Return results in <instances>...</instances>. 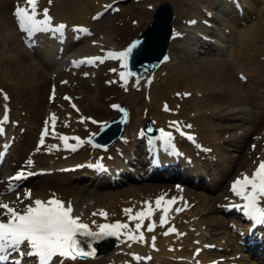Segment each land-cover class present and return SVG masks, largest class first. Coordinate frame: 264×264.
I'll use <instances>...</instances> for the list:
<instances>
[{
  "label": "bare ground",
  "instance_id": "6f19581e",
  "mask_svg": "<svg viewBox=\"0 0 264 264\" xmlns=\"http://www.w3.org/2000/svg\"><path fill=\"white\" fill-rule=\"evenodd\" d=\"M52 1H54L53 4H52ZM108 1L109 0H51V2H49V0H37V16L40 19H42L43 10L47 8L48 14H50V16L52 17V22H56L60 20V21L65 22L67 25L69 24H88L89 19H87L86 14H88L89 16L93 15L95 10H98L102 7L103 2H108ZM207 1L206 3L213 4V1L211 0H207ZM226 1L229 2V4H227L228 6L226 7V9L228 11L227 13L230 15V16H227L226 20L228 23L232 25V30L235 33V37L237 41L242 43L239 54L242 55V58H246L248 60L257 54V44H256L257 35L261 32V30H264V0H263V4L261 5V8H258L255 11L256 13L255 20L251 22V25H249L248 28H244V30H242L239 26H237V21H239V15L237 13V10H233L231 6L232 5L231 0H226ZM13 2H16V1L0 0V33H2V35L4 34L8 35L11 43L15 44L13 48L14 50H16L15 52L16 54L11 55L10 57H7L5 55L0 57V82H1L0 86L9 87V89H11L10 94H12V98L10 99L9 104H7L5 100H0V112L6 109L7 107H9L10 104L12 108L26 107L25 110L29 113V117L20 118L19 116L20 114L19 115L15 114L14 118L16 119H14V121L18 123L17 122V119H18L21 124H17V125L22 126L24 124V121L27 119L28 121L26 124V129H27L26 133H29L30 131L29 129H33L31 131V135L33 136V132H35L36 125H39L41 122L38 119L37 114L42 113L48 108V110L54 112L59 128H62V130H66L68 132H73V133L85 136L86 132L88 131L87 128L92 127V126L88 125L86 121L85 122L81 121L79 117L80 116L85 117L87 114H91V111L101 113V111L105 110L103 105H101L100 107L98 106V102L100 101V94L99 93H97L96 95L91 94L92 91L99 92L101 90L105 91L108 89V86L106 85L107 82L101 80L103 71L102 73L98 75V77L100 78L97 81L91 82L93 80H90V82H88V81L80 80L79 88H83L85 93L83 95V98H81L80 100L75 99V103L79 105L81 108L79 109V111L74 110V108L69 104V102L67 104L65 103V101H61V104L59 105V107H54V104L57 101L55 99L53 100L52 104H49L48 102L46 103L47 98L46 100H44V102H41L39 100L40 102V105H39L38 100H36L33 96V91L36 87L39 86L38 79L45 77V75L43 74L44 71L40 69L38 66H36V64H33L28 61L31 56L26 49L27 47H25L22 44V41L20 40L22 33H20L17 29H15L16 18H14L13 15L11 14V9L12 7H14ZM241 2L245 3L244 0H241ZM21 5H20L21 7L26 6V0H21ZM120 27L123 28L122 24H120ZM66 31H68V29ZM40 36H42L41 33L40 35H37L34 37L36 38L35 40H40L41 39ZM41 41H45V40L41 39ZM49 42H50V39H47L44 43L46 44ZM51 42L53 43V41ZM51 42H50V45H52ZM48 52L52 53V50H49ZM62 60L63 59L61 58L54 63L60 64V65L66 64ZM170 60L167 63L162 64V66L168 65L170 63ZM191 68L189 64H186L182 68H179L178 71L173 70L172 72H170L168 74V77L165 79L167 87L165 86V84L163 86H160L159 82L155 80L150 85V88H149L150 101L146 102L145 104L146 106H149V110L147 114L145 115L142 114L144 113L142 111V108L140 109V113L138 112L137 109H135L132 113L129 125L132 123V125L137 128L138 126L141 125L143 117H147V118L153 117L157 120V123L167 124L169 123V119L171 117L177 118L176 117L177 115L180 118L179 120L180 123L193 124L194 129L197 132L198 136L200 135L203 139H207L208 137H214V139H211V140L216 141L215 138L218 136L217 133L219 132L221 128L215 127L217 123H215L213 119H216L217 117H219L220 121L223 120L225 116L223 115V113L220 114V112H223L225 109H227L230 106V104L225 106L224 104L222 105V103L219 104L218 102L220 99H222V97H226L230 93H232L233 96L236 97L240 83L236 84V86L232 83H227V84L225 83L228 81V77L224 73L228 71L227 65L225 64H219L211 68L205 66L202 68L201 75L199 72L195 74ZM53 69L56 71L58 68L53 67ZM97 71L98 69L97 70L95 69L94 71H91V72L96 73ZM63 74L64 73L59 71L58 77L60 76L59 78H62L64 76ZM1 76L5 77V79L1 78ZM175 76H177V78L181 76H185L186 78H189V80L192 83H195V86H198V90L206 91L205 95L209 96L211 100H214V101L217 100L216 104L210 101L206 102V100H204L203 102V100L201 99L191 98V99L182 100L183 107L180 110H178L177 114H169L167 112H164V111L161 112L159 110L157 111V109L154 108L152 105L150 106V104L153 103V99L151 100V91H152L153 96L155 95V91H157V93L159 94H164V92H167V95H165V97L170 99V102L172 104V109L173 110L177 109L174 106L177 100L175 99L174 95L171 96L170 94L178 90L173 89L171 93L168 92L170 88L168 85L170 82H173L171 78ZM194 76L198 78H193ZM199 79H201V81H198ZM201 82H203L204 84H201ZM206 84L208 85L207 87H206ZM49 86H50V82L48 84V90H49ZM67 86L68 84H65L64 86L60 85L58 88L67 87ZM19 92H24L28 96L25 105L23 104L22 106H20L19 103L18 104L14 103L15 101L14 94L17 95ZM29 92H32V94L30 95ZM124 98H125L124 100H126L129 107L132 109L133 100L127 99L126 96H124ZM202 99H206V98H202ZM186 100H191V101L185 103ZM1 101L3 103V106H1ZM35 107H37L38 109H36ZM50 107H52L53 109H50ZM216 108H219V111H216L215 110ZM111 113L113 114V112ZM5 114L6 112H3L0 115V117L4 116L6 120L8 119V116H6ZM100 119H105V118L103 117ZM257 119H259V117ZM63 121H66L68 124H65ZM21 138L22 137H20V139ZM30 140H31L30 138H26L24 139L23 143H26V145L30 143L32 144V148H34V144L36 143V141L34 140L31 143ZM180 144H181L182 149L188 152H193L194 149L191 147V145L185 142H181ZM62 150L63 148H61L60 146H56L50 149V151H46V150L44 151V147H41L39 151L36 152L38 153V155L35 153L37 163L39 161L38 159L39 157L42 159L41 165H43V167H46V168H53V172L51 175H48L41 179L36 180L35 184L34 182L32 183L33 184L32 185V188H33L32 195L33 196H39L42 194H44V196H47L49 195L47 193V190L54 189L56 190L57 193H51V195L61 196V197L65 195V198H67L66 194H69V193H66V191L64 190V188H66V186L64 185L66 182L64 181L63 177H65L66 175L70 176L72 172H77L79 169L71 171V174H67L68 172L62 173V171H59V170L56 171V168H61L64 166H71V165L76 164L78 161H84L83 159L86 156H88L89 158V155H90L89 150L91 149L88 146L87 147L84 146L81 149H78L77 151L68 150L71 153H69L66 159L62 158V155H63ZM212 150L215 153H217V150L219 151V148L218 147L214 148L212 146ZM43 151L45 153H43ZM68 151H64V153L68 154ZM21 153L22 152H19L20 155ZM204 154L205 153L200 152L199 154H195L196 156H190V157H199ZM187 155H191V154L187 153ZM217 155H219V152L217 153ZM230 161L231 160H229V158H224V159L222 158V160H220L219 165H220V170L222 172L223 170H225L226 166L230 163ZM194 164H196L195 161H194ZM123 167H126V166L123 165ZM184 171H186V169ZM199 171H200V176H199L200 178L202 177V170L199 169ZM189 172L193 173L195 172V170L189 169ZM72 175H75V177L81 176L80 174H76V173H73ZM218 177H219L218 174H215V178H218ZM215 178L213 179V182H215L216 180ZM202 180L203 178L197 179V184H199L201 188H205V186L204 185L202 186L201 184ZM156 186L157 184L155 185L154 183H150V182L149 183L142 182L141 184H138V185L133 183V184H129L123 190L107 192V194L105 195L103 194L104 197L102 196L101 198H99L97 196L95 201L102 202L100 205L97 206L99 207L98 212L101 209L105 210L108 213L107 216L111 222H114L117 219L121 221L124 219H127L125 221H127V223H130L132 220H128V215L132 213L135 214L136 211H139L142 208H147V206H149L152 209L151 218L146 216L143 221L147 219L155 220L157 223L155 228H160L159 226L161 225L159 221L160 216L156 210L158 206L155 204V199L151 197H149V199H143L144 195H145L144 197L147 198L148 196L147 194H150V193L155 194ZM215 189H216L215 191H211V192L209 191L208 194L199 192L200 194L203 195L202 197H199V200H198L199 209L196 208L194 205L190 209V211H186V212L178 211L177 212L176 208L179 207V204L176 203L173 207H171V209H174L173 212H170L169 214L165 215V221H169L172 218L173 220L174 219L176 220L179 227L182 228L183 232H185L183 236H180V234H175L167 238L158 237V239L154 243H151V244L148 241V236H146V240L144 242H139L138 244L133 245L134 249L139 250V251L146 250V249L148 250L150 245L151 247L156 245L157 248L155 249L154 253H155V256L157 255V257L161 259V262H162L161 264H192L191 261H189L188 259L190 258V255H191L190 254L191 252H189L190 244L193 238H201L203 235V232H201L202 231L201 230L198 232L193 231L195 232L193 233L188 229L185 231V228L190 226V224H187V219L188 218L191 219V216H194L197 213H199L197 211H200V210L202 211L206 209L208 206L211 207L212 209L211 202L214 201L215 195L217 194L218 190H222L221 188L220 189L215 188ZM42 192H45V193H42ZM119 193H120V196L124 195L122 199H119ZM23 196H24V192H23V195L21 192V196L19 197V199ZM33 196H30V198H32ZM28 197L29 196L27 197L25 196V199H28ZM103 198H105L104 201H103ZM8 200L13 201V202L18 201V199L13 198L12 196L8 197ZM144 201H148L149 204L145 205L143 203ZM119 204H121V206ZM122 206H125L126 208H131L132 213L130 214L125 213L121 209ZM73 210H74L73 211L74 213L78 214L81 220L85 221L87 220L88 217L91 216V218L93 219H88V221L90 222V224H91V221H95V225H96V221L98 220V218L94 216V211L97 210L94 206H92L90 210L88 209L83 210L79 206H75V209L73 208ZM193 219L195 218L192 217L191 220ZM165 224L166 223H164L163 225ZM197 226L199 229V224H197ZM178 245L181 246L180 249H177ZM167 246H172L173 250L172 251L166 250ZM111 254L112 252H107L104 255L100 256L99 259H88L87 261L78 262V263L79 264L80 263L81 264H98V263L103 264L104 261L110 258ZM206 255L207 254L205 252L202 255L200 253V256H202L205 260H208L206 259ZM180 256H184L183 258L184 262H176ZM255 261L256 262H253V263L258 264L257 263L258 260H255Z\"/></svg>",
  "mask_w": 264,
  "mask_h": 264
},
{
  "label": "rangeland",
  "instance_id": "374dc122",
  "mask_svg": "<svg viewBox=\"0 0 264 264\" xmlns=\"http://www.w3.org/2000/svg\"><path fill=\"white\" fill-rule=\"evenodd\" d=\"M161 0H144L141 2H133V0H128L125 3H121L120 7H121V11L119 13L114 12L111 14H105L101 20L99 21H92L93 23H91L92 28L95 32V35L92 38H89L88 40H92L94 41L95 38H97V40L99 41L98 44H102L105 46H113V47H122L124 45H126V43L129 41V39H131L134 36H137L140 31L146 26V24L149 22V20L151 19L152 16V9L150 6L155 7L157 4L160 3ZM253 3L252 5L257 6V7H261V3L262 0L260 1H253L251 0ZM169 2L172 5V10L175 14V20L174 21V25L175 27H182L183 24L181 25L182 19L183 18H189L192 16H197V17H205L204 12L207 10L205 8L206 5V0H169ZM213 9L215 12V16L218 17V19H216V24L213 23V25L215 26L214 29H210V31H212L211 34L215 33L217 35H221V29H217V23L220 26H224L226 25L227 27H225L226 29H228V24H225V22L223 21V19H226V17L228 15H226L225 13L220 11V8H215V4L213 5ZM117 13V14H116ZM255 12L250 13L247 17V20L244 21L247 22L246 24H250V22L255 19ZM87 18L89 15H86ZM123 23L124 27L121 29L120 24ZM220 23V24H219ZM222 23V24H221ZM244 23H242L240 25V27L244 26ZM247 26V25H246ZM126 28V29H125ZM183 28V27H182ZM125 29V30H124ZM229 30V29H228ZM236 30V29H235ZM225 34V33H224ZM225 37L227 39H229L227 42L221 43V47L223 48V55L221 56H217L213 53H206V54H201L198 53V55L196 54H190L189 51H191L192 48V40L190 38H188L187 36H184L182 39H175L174 42H172V44L169 45L170 48V54L172 56V60H171V65H168L166 67H164L163 72H161V74H164L165 72H172L174 71H178L179 68L185 66L186 64L190 65V68L194 71V73H200V75L202 74V68L207 66L209 68L211 67H215L219 64L222 63H226L227 66L230 65V68L228 71L224 72L225 75L228 77V81L225 82L227 83H232L236 86V84H238L237 79L235 78V72H237V70L240 72V74L243 73H249V78L247 81L245 82H239V89L237 91V96H233L232 93L228 94V96L226 97H222V99L219 100V104H223V103H228L230 104V106L225 109L223 112V115L226 112H229L230 114L228 116H230L229 118H233V119H225L222 120V123H224V125H221L219 123V120L213 119L216 124L215 127H221V126H225L226 124L231 126L230 129H228L226 131V135L230 134L233 135V138L235 140L239 139L236 143H240L243 138H240L241 136H244L240 133H242V131H245V135L247 133V131H251L253 122L255 120H257V116L259 117L261 115V122L264 121V114H262L261 111H263L264 109V30H261V32L257 35V39H256V44H257V54L255 56H253L250 59H246V58H242L240 57L239 59H235L234 57V53H229V48H232V46L230 47V45L235 41V36H233L230 34V36H228V33L225 34ZM218 40L219 42V38H215ZM88 41H82L79 42L75 45H70L68 47V50L72 53L75 54L76 52H78L79 50H82L83 48H85V46L87 45ZM239 45V49L241 47V42H238L237 39L235 41L234 44ZM14 43H11V41L9 40L8 35H2V33H0V57L5 55L7 57H10L11 55L16 54V50H14ZM204 49V48H203ZM201 49V50H203ZM209 50V49H207ZM237 54V53H236ZM29 62L35 61L36 65H38L39 67L41 66L40 61L35 60V59H29ZM33 64H35L34 62H32ZM252 63V64H251ZM251 64V65H250ZM235 69V70H234ZM159 71V70H158ZM157 71V72H158ZM44 74V73H43ZM193 75V74H191ZM114 77V76H113ZM113 77H112V85H114V88H109L106 91H99L100 92V101L98 102V106L103 105L105 108V112L102 111V114H95L92 113L93 117L96 118H100V117H106L108 115L109 111V103L111 101H120L125 103V100L120 99V93L126 97H129L130 95H132V98L134 100V105L135 108H138L142 105V102L144 101V95L142 92L138 93L137 91L135 92H130V93H122L120 92V90L117 91V88L115 86H117L116 82H113ZM164 77V76H163ZM4 78L5 77H2ZM193 78H198L196 76H194ZM49 79V74L46 73V81H43L42 78H40L38 80L39 86L36 87L33 91V96L34 98H36V100H40V99H44L46 92H47V84H48V80ZM98 80V79H97ZM171 80L173 82L169 83V87L171 84H173L172 87L169 88V91H171L172 89H187V88H191L190 90L192 91L193 88L192 87H198L195 86V83H192L189 78H186L185 76H181L178 77L175 76L173 78H171ZM8 81V80H6ZM198 81H201V79H199ZM201 84H204L203 82H201ZM208 85L206 84V87ZM118 87V86H117ZM24 91V90H23ZM117 91V92H116ZM25 92V91H24ZM24 92H19V95L22 97H28L26 93ZM98 92V93H99ZM196 92V91H195ZM197 92H199L200 94H202L200 97H197L201 100H206L213 102L214 104H216L217 100H211L210 97H207L205 95V91L204 90H197ZM8 93L9 90H8ZM96 92H92V94H95ZM29 94L31 95L32 92H29ZM15 97V101L14 103L18 104V94L14 96ZM195 95H191V97L189 98H194ZM162 98V96L160 97ZM202 98H206V99H202ZM126 104V103H125ZM212 104V103H211ZM127 105V104H126ZM158 105L157 99L155 101V103H153V106ZM227 106V105H226ZM26 108V107H25ZM21 110V114L25 113L24 110ZM134 108V109H135ZM216 111H219V108L215 109ZM93 112V111H91ZM260 112V113H259ZM40 114H37V116ZM259 123L260 128L256 129L253 132V136L256 135H261L262 134V130H264V124ZM226 125V126H227ZM263 125V126H262ZM131 132V130H130ZM222 132V131H220ZM218 136L215 138L218 142V140H222V143L220 145L223 146V152L228 154L230 156L231 153H239L240 156L243 159V156L247 155L246 150L248 147V143L252 140V137L249 138L248 141H246V143L244 144V149L240 152H235V151H231L229 150L230 147H232L231 145L226 146V148H228L229 151L225 150V142H223V139H225V136L222 135V137H220V133H217ZM223 134V133H222ZM34 134V138H35ZM26 138H31V132L29 131V133H27L25 135ZM202 138V137H201ZM211 138L214 139V137H208L206 139L205 142H208L210 144L213 145V143L211 142ZM203 139V138H202ZM244 141V140H243ZM232 143V142H230ZM14 151L12 152V158L15 156L16 153H19L22 151L20 157H24L23 151L24 149H26L25 146H20L19 142H15L14 143ZM239 157V159L241 158ZM67 186L69 187V189L72 190V195L75 196H71L74 199H78L81 200V207H82V202L85 205L86 201H90L91 204L94 202L93 196L96 194H91V193H84L86 191H92V185L89 184L86 181H76L74 179H71L70 177L68 178V182H67ZM81 197V198H79ZM74 201V200H73ZM97 205V204H96ZM208 235V233H206V236Z\"/></svg>",
  "mask_w": 264,
  "mask_h": 264
},
{
  "label": "snow or ice",
  "instance_id": "6c2138e0",
  "mask_svg": "<svg viewBox=\"0 0 264 264\" xmlns=\"http://www.w3.org/2000/svg\"><path fill=\"white\" fill-rule=\"evenodd\" d=\"M51 2V0H49ZM14 14L18 22L19 28L26 32L30 37L39 30H49L52 29L56 32H60L65 25L64 24H53L52 17L48 14V9L43 10V18L37 17V0H26V6H17L14 9ZM97 17L101 13L96 14ZM80 31L88 33L87 28H80ZM145 45V41L140 38L132 40L120 51L109 52L108 56L112 58H118L120 66L124 69L119 72V79L123 82H127L129 76L136 75L135 73L129 71V57L133 54L134 50L142 49ZM165 60L168 59L167 56L164 57ZM102 61L103 57H86L81 62H87L88 64H93L94 61ZM75 64V61H73ZM115 71V69H111ZM88 75V73H84ZM151 79V77H149ZM62 83H66L62 81ZM54 94V93H53ZM187 95V93H185ZM5 98L6 94H5ZM52 99V96L49 97ZM65 99H69L65 96ZM73 108L76 106L73 104ZM113 108H119V105H112ZM167 109V105H165ZM124 111L123 109H120ZM53 121V128L55 127L56 117L54 114H50ZM79 119L84 121L86 119H91L90 117L80 116ZM92 123L99 124V131L103 132L106 127V122H98L92 120ZM177 122L173 121L172 124L175 125ZM190 127V126H189ZM151 131V129H149ZM176 131H180L179 128ZM159 136L156 138L160 141L161 146H171L172 143V132L165 131L163 128L158 130ZM48 134L47 121H45V128L40 133L39 144L43 145L45 143V136ZM55 134V133H53ZM99 133H92V135H98ZM192 137L189 136V139ZM60 139L64 141L65 149H75L79 143H81V138L75 136L76 143H68V137L61 135ZM91 140V137H89ZM32 160L28 161L31 164ZM27 175L31 173H26L23 169L15 173L14 177L10 179L22 180L25 179ZM231 192L242 199V205H228V207H242V210L246 216L252 218L264 219V160L259 162L258 167L255 168L251 176L244 175L242 178H236L230 187ZM24 195L27 197L30 195L29 191H26ZM176 197L164 200L163 197H157L155 199V204L159 207L164 201L163 212L167 213L169 211L168 205H172ZM148 205V201L143 202ZM179 211L180 209H176ZM125 213H132L131 208L123 209ZM0 215L6 217V219H0V261L7 259L5 255L10 250L20 253L21 247L27 245L30 249L29 255H34L38 258L39 264H49L53 257L59 255L64 257H73L75 255L84 254V249L80 245L79 237H88L91 239H102L104 237H119L121 232L128 228L126 223L117 219L111 223H100L95 231H93L87 223L81 221L79 216L73 214V206L68 203L65 206L64 202L57 198H49L47 201L41 199H35L34 201L28 203L23 210H17L16 208L10 206L7 203L0 204ZM95 215V213H94ZM101 217H107L108 213L101 209L99 211ZM152 209L142 208L136 211L134 215H128V220L139 221L135 224V229L139 230L141 228V223L147 216L151 218ZM161 225L165 221V215L161 214L159 217ZM95 223V221H93ZM153 223L147 224L148 231L153 229ZM174 228H169L168 232H174ZM168 232L164 234L167 235ZM123 235L127 240H144V235H133L132 232L123 231ZM153 240L156 239L155 236L152 237ZM199 251V250H197ZM136 259H139L135 253H131ZM147 259V257H145ZM13 264H21L18 260H13Z\"/></svg>",
  "mask_w": 264,
  "mask_h": 264
},
{
  "label": "water",
  "instance_id": "95a60500",
  "mask_svg": "<svg viewBox=\"0 0 264 264\" xmlns=\"http://www.w3.org/2000/svg\"><path fill=\"white\" fill-rule=\"evenodd\" d=\"M170 18L171 13L168 7L156 9L153 22L149 24L147 30L140 37V39L145 41L144 47L134 50L133 54L129 57V61L133 64H131L133 67L141 68L144 71L154 68L164 54L169 35L168 21Z\"/></svg>",
  "mask_w": 264,
  "mask_h": 264
}]
</instances>
